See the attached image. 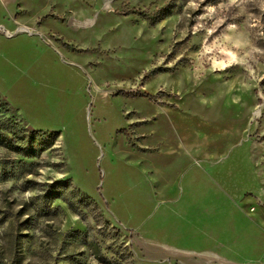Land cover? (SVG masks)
<instances>
[{
    "label": "rangeland",
    "instance_id": "374dc122",
    "mask_svg": "<svg viewBox=\"0 0 264 264\" xmlns=\"http://www.w3.org/2000/svg\"><path fill=\"white\" fill-rule=\"evenodd\" d=\"M0 264H264V0H0Z\"/></svg>",
    "mask_w": 264,
    "mask_h": 264
},
{
    "label": "built area",
    "instance_id": "2783aa9c",
    "mask_svg": "<svg viewBox=\"0 0 264 264\" xmlns=\"http://www.w3.org/2000/svg\"><path fill=\"white\" fill-rule=\"evenodd\" d=\"M6 35H8V36H9V35H10V33H6Z\"/></svg>",
    "mask_w": 264,
    "mask_h": 264
}]
</instances>
